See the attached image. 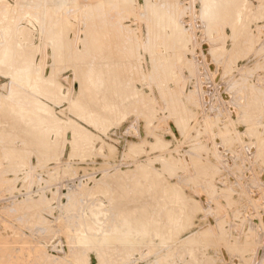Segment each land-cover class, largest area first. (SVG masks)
<instances>
[{
    "label": "rangeland",
    "instance_id": "obj_1",
    "mask_svg": "<svg viewBox=\"0 0 264 264\" xmlns=\"http://www.w3.org/2000/svg\"><path fill=\"white\" fill-rule=\"evenodd\" d=\"M121 1H0V47L14 53L0 69V264H264V0H220L214 17L209 0ZM89 67L115 68L100 123L77 114ZM16 108L59 120L55 152L14 131ZM114 181L136 208L113 207ZM156 181L191 202L187 227L161 217L163 231H143L145 210L162 215Z\"/></svg>",
    "mask_w": 264,
    "mask_h": 264
},
{
    "label": "bare ground",
    "instance_id": "obj_2",
    "mask_svg": "<svg viewBox=\"0 0 264 264\" xmlns=\"http://www.w3.org/2000/svg\"><path fill=\"white\" fill-rule=\"evenodd\" d=\"M1 1V0H0ZM4 1V0H3ZM114 1V0H113ZM119 1V0H118ZM121 1V0H120ZM127 1H129V0H127ZM220 0H209V3H207L208 5L205 7L206 9H205V11L204 12H206V15H210L211 17H214L215 16V13H214V10L217 8V5H218V2H219ZM26 2V1H25ZM107 2V1H106ZM122 2V1H121ZM130 2V1H129ZM124 3V2H123ZM235 3H236V0H235ZM234 4V3H233ZM240 4V3H239ZM241 5H243V3H241ZM240 6V5H239ZM162 8V7H161ZM234 8H235V5H234ZM240 8H241V6H240ZM5 9V8H4ZM243 9V8H242ZM8 10V9H7ZM239 11V10H238ZM62 17H64V18H66V15H63L62 14ZM157 17V16H156ZM156 17H155V21H154V23H155V25L156 24H162L161 23V21L162 20H160L159 18L160 17H158L157 19H156ZM68 19V18H67ZM154 20V19H153ZM2 21H3V19H2ZM2 21H0L1 23H2ZM12 21V20H11ZM61 21H62V19H61ZM208 21V20H207ZM8 22L9 21H3V23L2 24H0V25H5V24H8ZM59 22V21H58ZM13 23H14V21H13ZM66 24V23H65ZM176 25V24H175ZM13 26V25H12ZM161 26V25H160ZM159 26V27H160ZM9 27V26H8ZM59 27V26H58ZM3 29V28H2ZM6 29V28H5ZM8 30V29H7ZM4 31V30H3ZM15 33V32H14ZM18 33V32H17ZM52 34V33H51ZM50 34V35H51ZM65 34V33H64ZM99 34V33H98ZM18 36V35H17ZM16 37V36H15ZM101 37V36H100ZM17 39H18V37H17ZM16 39V40H17ZM1 40V39H0ZM2 42V41H1ZM0 45H1V43H0ZM25 45V44H24ZM99 55V54H98ZM97 55V56H98ZM13 56H14V53L13 52H11V51H9V50H7V49H5V48H2V47H0V69L2 68H6V67H9L10 66V63H11V61H12V58H13ZM32 56V55H31ZM100 58H101V56H100ZM96 61H97V59H96ZM160 62V61H159ZM96 63V62H95ZM35 65V64H34ZM38 66V65H37ZM115 66V65H114ZM86 68H88V67H86ZM93 68V67H92ZM107 68V69H106ZM104 67V68H93V69H91L90 67H89V69H87L88 71H89V73H88V76L86 77V80H87V82L89 83V86H91V89H92V91H93V93H92V96H91V98L89 99V101L87 102V103H85V105H86V109L84 110V108H83V110L82 111H79L77 114L79 115V117H82L83 119H85V120H90V121H92V122H95V123H100V122H98V121H101V119H99L98 118V115H99V113H101V112H103V110L104 109H107V107H108V105L109 104H105V107H103V109H100V105L102 104V102H100L101 100V98H107V96H109V93L107 92V93H105L104 95L103 94H101L100 93V91L104 88V87H107V85H110V83L111 84H114L113 83V81H112V79H111V77H113V70L115 69L114 67ZM29 69H30V67L29 68H27V70H25V72L26 73H29L28 71H29ZM107 70V71H106ZM41 76V75H40ZM43 76V75H42ZM57 79V78H56ZM35 83L37 84V82L35 81ZM40 83V82H39ZM36 86V85H35ZM38 88H39V86H38ZM37 88V89H38ZM8 89H11V87L10 88H8ZM39 89H41V88H39ZM23 90V89H22ZM126 90V89H125ZM38 90H36L35 92H37ZM41 91H43V93H45L44 95L45 96H47V97H49V98H56V96H57V94H58V91H56V90H54L53 88H49V87H43L42 88V90ZM8 92V91H7ZM10 93V92H9ZM61 92H59V94L58 95H60V98H62L63 97V94L61 93ZM7 94V93H6ZM10 96H11V94H10ZM2 97V96H1ZM20 98H21V95H20ZM2 99V98H1ZM10 99H11V97H10ZM19 99V98H18ZM27 100H28V98H27ZM30 100V99H29ZM72 100V99H71ZM54 102V101H53ZM25 104V103H24ZM28 105H30V103L28 104ZM2 106V105H1ZM18 106H20V105H18ZM32 106V105H31ZM30 106V107H31ZM45 106V105H44ZM72 107V106H71ZM2 108V107H1ZM26 108V107H25ZM30 109H32V108H30ZM29 109V110H30ZM1 110V109H0ZM77 110H79V109H77ZM34 111V110H33ZM34 113V112H33ZM4 114V113H3ZM47 114V113H46ZM103 114V113H102ZM101 114V115H102ZM8 115H12V121H13V125H14V127H13V129H14V131H16L17 133H19V136H21V137H23L24 139H26V140H28V143H29V139H32L33 137L38 141V145H37V147L38 148H46L47 150H48V146H49V143H48V139L47 138H49L48 136H49V134L50 133H52V131H59V129L61 128V124H60V122H59V120H56V118L55 117H49V116H45V117H42V118H40L39 116H36V115H33V117H32V115L30 114V113H28L27 111H25V109L24 110H20V108H16L15 110H12V111H9V113H8ZM38 115H39V113H38ZM100 116V115H99ZM72 122H73V120H72ZM79 127V126H78ZM13 131V130H12ZM60 133V132H59ZM88 137V135L85 133V130L84 129H82V128H76L75 129V136L74 137H72L73 138V143H75V144H77L78 142L80 143V140H84L85 142H87V139H89V138H87ZM21 139V138H20ZM33 140V139H32ZM31 142V141H30ZM8 143V142H7ZM34 142H32V144H33ZM81 143H82V141H81ZM10 145V144H9ZM14 145V144H13ZM53 145V144H52ZM51 145V146H52ZM82 145H83V143H82ZM11 146H12V144H11ZM16 146V145H15ZM30 147V146H29ZM36 147V146H35ZM53 148H49V149H52V151H53V149L56 147V145H55V147L54 146H52ZM13 148H14V146H13ZM16 148V147H15ZM18 148H20V147H17L16 148V150L18 149ZM33 148V147H32ZM84 148V147H83ZM9 150H10V147H9ZM19 150V149H18ZM32 150V149H31ZM34 150V149H33ZM13 151H14V149H13ZM10 152V151H9ZM48 152V151H47ZM53 152H55V151H53ZM50 153V152H49ZM52 154V153H51ZM11 155V154H10ZM12 155H13V152H12ZM175 160V159H174ZM186 160V159H185ZM184 160V161H185ZM193 163H195V161L193 162ZM10 164V163H9ZM14 164V163H13ZM199 164H201L202 165V163H200L199 162ZM15 165V164H14ZM197 165V166H196ZM196 165H194V166H196L197 167V173H198V175L201 177L202 176V174L204 173L205 174V172H204V170H206V169H202L201 167V165L199 166L198 164H197V162H196ZM14 167V166H13ZM183 167V166H182ZM180 168V167H179ZM178 168V169H179ZM205 168V167H204ZM142 169V168H141ZM147 169V168H146ZM196 169V168H195ZM194 169V170H195ZM148 170V169H147ZM143 171H144V168H143ZM149 171V170H148ZM203 171V172H202ZM122 172V171H121ZM131 172V171H130ZM142 172V171H141ZM153 172L154 171H152V175H153ZM118 173V172H117ZM125 173H127V172H125ZM145 173H147L146 171H145ZM144 173V174H145ZM121 174V173H120ZM135 174H137V172L135 173ZM135 174H134V176H135ZM138 174H139V172H138ZM147 174H149L150 175V172H148ZM147 174L146 175H143V173H142V175L143 176H147ZM155 174H157V172L155 171ZM122 175H123V177H124V172L122 173ZM130 175V174H129ZM131 175H132V172H131ZM148 175V176H149ZM206 175V174H205ZM115 176H116V174H115ZM125 176H127L128 177V175L126 174ZM137 176V175H136ZM135 176V177H136ZM157 176H159L158 174L156 175V177L154 178V179H156L157 178ZM117 177H118V174H117ZM130 177V176H129ZM133 177V176H132ZM131 177V179H133ZM150 177V176H149ZM152 177V176H151ZM126 178V177H125ZM159 178V177H158ZM114 179V178H113ZM118 179H123V178H118ZM117 179V180H118ZM142 179V178H141ZM148 179V178H147ZM202 179V178H201ZM139 180H140V178H139ZM145 179H143V181H144ZM150 180H152V179H150ZM119 181V180H118ZM136 181H138V179L136 180ZM140 181H142V180H140ZM147 181H149V180H147ZM115 182V181H114ZM120 182V181H119ZM133 182V181H132ZM151 182V181H150ZM149 182V183H150ZM154 182V181H153ZM157 182V181H156ZM110 183H112V182H110ZM116 184L118 183V182H115ZM114 183V184H115ZM135 184H137L136 182H134ZM148 183V182H147ZM155 183V182H154ZM154 183L152 184V185H154ZM131 184V183H130ZM139 184H141V182L139 183ZM138 184V185H139ZM142 184H143V182H142ZM150 184V185H151ZM166 183H161L160 185L163 187L162 188V190H161V192H163L162 194L161 193H159V194H157L158 193V191H159V188L158 187H160V185H158V182H157V185H158V187H157V189H158V191L157 190H155V193H156V191H157V193H156V195H162V198L164 197V202H162V203H164V207H163V211H162V208H161V211H159V213H162V215L160 216V215H156V216H153V217H148V216H151L150 214H151V207L148 209V211L150 212V214H149V212L147 211V210H145V218H146V215H148L147 216V219H146V221L143 223L142 222V219H143V217H142V214L143 213H140L141 215H139V216H141V218H140V223H143V224H145V226L143 227V224H142V226H141V224H140V226L142 227V229L143 228H145L146 227V229H147V223H148V225L150 224V225H152V227L154 226V225H157V226H155L156 227V229L157 230H161V231H163L162 230V225L160 226L161 228H157L158 227V223H159V221H160V219H162L161 217H163L165 220H166V224L167 225H171V227L175 224H178V225H180V224H182L183 225V222H184V225L183 226H185V227H187V224L189 223V213H190V211H189V209H190V207H189V205H191L190 203L191 202H187V201H182V199H180L179 198V192H176V191H178V190H176L171 184H166ZM145 185H146V182H145ZM149 185V186H150ZM110 186H112V185H110ZM132 186H133V184H132ZM114 187H116L115 189H114V192H113V196H112V204H113V207H114V205L115 204H127L128 203V201L129 202H131L130 200H132V193H130L129 192V190H128V188H127V190L123 187V185L122 184H117V186H114ZM141 187V186H140ZM143 187H145V186H143L142 185V188H140L142 191H143ZM148 187V186H147ZM147 187H145V188H147ZM137 188V187H136ZM161 188V187H160ZM131 189L133 190V188L131 187ZM138 189H139V187H138ZM138 189H136L137 191V193H138ZM149 189H151V188H149ZM148 189V190H149ZM153 189V188H152ZM152 189H151V191H152ZM146 190V189H145ZM144 190V191H145ZM143 191V192H144ZM139 192H141L140 190H139ZM146 192H147V190H146ZM145 192V193H146ZM148 192H150V191H148ZM153 192V191H152ZM152 192H150V197H152L151 196V193ZM133 193H135V192H133ZM144 193V194H145ZM153 194V193H152ZM141 195H143V193L141 194ZM182 195V194H181ZM133 196H134V194H133ZM135 196H137L136 194H135ZM145 196V195H144ZM183 196V195H182ZM181 196V197H182ZM131 197V198H130ZM142 197V196H141ZM161 197V196H160ZM136 198V197H135ZM138 198H139V195H138ZM147 198V197H146ZM152 198H154V196L152 197ZM130 199V200H129ZM151 199V198H150ZM155 199V198H154ZM157 199V198H156ZM135 200H137V199H135ZM141 200H142V198H141ZM140 200V201H141ZM149 200V199H148ZM147 199H146V201H148ZM158 200H160V199H158ZM158 200H156V201H154V204H158L159 202H157ZM163 200V199H162ZM134 201V200H133ZM138 201H139V199H138ZM137 201V202H138ZM144 201V200H143ZM142 201V202H143ZM111 202H110V204H111ZM135 202V201H134ZM137 202H136V204H137ZM145 202V201H144ZM149 202V201H148ZM133 203V202H132ZM140 203V202H139ZM152 203V202H151ZM150 203V205H152ZM161 203V204H162ZM111 204V205H112ZM134 204V203H133ZM132 204V205H133ZM141 204V203H140ZM183 204H185L187 207H189L188 208V211H189V213L188 214H185L183 217L181 216V212H182V209L180 210V207L183 205ZM127 205H131L130 203L129 204H127ZM131 205V206H132ZM144 205H146V203H144ZM147 205L149 206V203H147ZM159 205V204H158ZM157 205V206H158ZM120 206H122V207H124L123 205H120ZM126 206V205H125ZM134 207H135V205H133ZM142 206H143V203H142ZM141 205H140V207H142ZM160 206V205H159ZM100 207H102V205L100 206ZM100 207H98L99 208V210H100ZM137 207L139 208V206H138V204H137ZM145 207H147V206H145ZM154 207V206H153ZM156 207V206H155ZM186 207V208H187ZM118 208V207H117ZM115 209V210H118V209ZM127 208V207H126ZM136 208V207H135ZM143 208H144V206H143ZM159 208V207H158ZM96 209H97V207H96ZM114 209V208H113ZM121 209V208H120ZM155 209V208H154ZM99 210H96L97 211V213L99 212ZM139 210H142V208L141 209H139ZM95 211V210H94ZM153 211V210H152ZM156 211V210H155ZM185 211H186V209H185ZM147 212H148V214H147ZM187 212V211H186ZM102 213V212H101ZM137 213V212H136ZM91 214H94V212L93 213H91ZM99 214V213H98ZM138 214V213H137ZM153 214H156V212L155 213H153ZM158 214V213H157ZM132 215H134V214H132ZM136 215V214H135ZM93 216H98V215H93ZM103 216H104V214H103ZM91 217V216H90ZM120 217V216H119ZM137 217H138V215H137ZM121 218H122V216H121ZM125 218V217H124ZM124 218H122L121 220L123 221V219ZM144 218V219H145ZM116 219V218H115ZM126 219V218H125ZM163 219V220H164ZM137 220H138V218H137ZM98 221V220H97ZM96 221V222H97ZM139 221V220H138ZM137 221V222H138ZM177 221H179V223H177ZM165 222V221H164ZM79 223H81V222H79ZM90 223V222H89ZM101 223V222H100ZM111 223H113V222H111ZM126 223H128V221H127V219H126V222H124L123 224L124 225H126ZM139 223V222H138ZM92 224V223H91ZM161 224V223H160ZM115 225V224H114ZM123 225V227H125L126 228V226H124ZM130 224L128 223L127 224V226H129ZM139 225V224H138ZM150 225L148 226V228H150ZM78 226H81V225H79L78 224ZM113 226V225H112ZM122 226V225H121ZM163 226H164V224H163ZM89 227V226H88ZM136 227H137V225H136ZM155 227H153L154 229H155ZM178 227V226H177ZM68 228V227H67ZM70 228V227H69ZM93 229H95L94 228V225H93V227H92ZM113 228H115V226L113 227ZM129 228H131L130 226H129ZM83 229V228H82ZM87 228H85V230H86ZM90 229H91V225H90ZM96 229H98V227H96ZM112 229V228H111ZM111 229H109V230H111ZM121 229H123V228H121ZM133 229V228H132ZM141 228L139 227V230H140ZM155 229V230H156ZM165 229H167L166 227H165ZM80 230V229H79ZM102 230V229H101ZM136 230H138V229H136ZM139 230H138V232H139ZM145 229H143V231H144ZM149 230V229H148ZM154 230V231H155ZM170 230H172V228L170 229ZM169 230V231H170ZM175 230V229H174ZM177 230V229H176ZM64 231V230H63ZM83 231V230H82ZM94 231V230H93ZM96 231V230H95ZM107 231V230H106ZM122 231V233H123V230H121ZM126 231H127V228H126ZM125 231V232H126ZM131 231V230H130ZM141 231V230H140ZM143 231H142V233H143ZM147 230H145V232H146ZM169 231H167L168 232V234H169ZM14 232V231H13ZM79 232V231H78ZM84 232V231H83ZM87 232V231H86ZM86 232H84V233H86ZM136 233H133V231H132V233L135 235L134 237L136 238V236H137V231H135ZM148 232V231H147ZM147 232H146V234H147ZM151 232V231H150ZM150 232H148L149 234H150ZM156 232V231H155ZM167 232H164V233H167ZM76 233H77V231H76ZM83 233V234H84ZM97 233V232H96ZM102 233V232H101ZM110 233V232H109ZM111 233H112V231H111ZM121 233V234H122ZM127 233V232H126ZM140 233V232H139ZM152 233V232H151ZM161 233V232H160ZM70 234V233H69ZM106 234H108L107 232H105L104 233V235H106ZM132 234V235H133ZM144 234V233H143ZM142 234V235H143ZM157 234V233H156ZM167 234V235H168ZM171 234V233H170ZM73 235V234H72ZM89 235H90V233L89 234H86V236L87 237H89ZM93 235V234H92ZM92 235H90V236H92ZM99 235H101V234H99ZM130 235L131 234H129V239H130ZM141 235V234H140ZM152 235H153V233H152ZM158 235H160V234H158ZM166 235V234H165ZM102 236H103V234H102ZM102 236H100V237H102ZM108 236H109V234H108ZM124 236V235H123ZM128 236V235H127ZM147 236H151V235H146V237ZM153 236H155V235H153ZM160 236H164V235H160ZM159 236V237H160ZM86 237V238H87ZM99 237V236H98ZM110 237H111V234H110ZM112 237H114V234H112ZM125 237V236H124ZM132 237V236H131ZM143 237H145V234H144V236ZM168 237H169V235H168ZM188 237H189V235H188ZM81 238V236L79 237V239ZM109 238V237H108ZM107 238V241H109V239ZM118 238V236L116 235V239ZM133 238V237H132ZM134 238V239H135ZM140 238H142V236L140 237ZM155 238V237H154ZM163 238V237H162ZM88 239H90V237L88 238ZM102 239V238H101ZM106 239V236H103V240H105ZM128 239V238H127ZM127 239H125V240H123L122 242H125L126 244L127 243H129V244H131L130 243V240H132V239H130V240H127ZM147 239H148V237H147ZM164 239L166 240L167 238H165V236H164ZM169 239V238H168ZM111 240H112V238H111ZM110 240V241H111ZM119 240H120V237H119ZM149 240H151V239H149ZM171 240V239H170ZM79 241V240H78ZM82 241V240H81ZM102 241V240H101ZM101 241H99V243H102ZM109 241V242H110ZM134 242L136 241V240H133ZM169 241V240H168ZM106 242V241H105ZM118 242V241H117ZM116 242V243H117ZM120 242V241H119ZM133 242V243H134ZM147 242H148V240H147ZM170 242V241H169ZM175 242V241H174ZM192 242V241H191ZM191 242L190 243H187V245L188 244H191ZM194 243V242H193ZM195 244V243H194ZM192 245L191 246V250H192V248L194 249V252H195V250L197 249V248H195V246L197 247V245ZM99 245V244H98ZM110 245V244H109ZM108 245V246H109ZM138 245V244H137ZM136 245V246H137ZM175 245V244H174ZM186 245V246H187ZM4 246V245H3ZM99 246H101V245H99ZM119 246L120 245H118V248H119ZM125 246V245H124ZM128 246V245H127ZM131 246V245H130ZM165 246V245H164ZM185 246V245H184ZM190 246V245H189ZM107 247V246H106ZM126 247V246H125ZM103 248V247H102ZM139 248V247H138ZM172 248V247H171ZM107 250V249H106ZM129 250V249H128ZM129 253V252H128ZM201 254V253H200ZM90 259H91V257H90ZM196 263H197V261H196ZM194 264H195V262H194Z\"/></svg>",
    "mask_w": 264,
    "mask_h": 264
}]
</instances>
